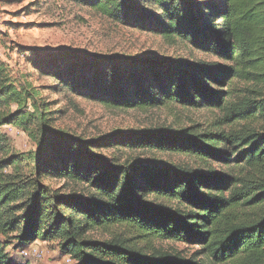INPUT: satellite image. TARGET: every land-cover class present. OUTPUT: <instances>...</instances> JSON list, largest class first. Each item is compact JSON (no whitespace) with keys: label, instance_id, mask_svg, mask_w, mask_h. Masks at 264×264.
<instances>
[{"label":"trees","instance_id":"obj_1","mask_svg":"<svg viewBox=\"0 0 264 264\" xmlns=\"http://www.w3.org/2000/svg\"><path fill=\"white\" fill-rule=\"evenodd\" d=\"M75 1L227 64L63 50L57 57L62 64L46 71L64 89L117 109L220 107L223 124L238 125L217 132L143 130L110 135L98 146L170 151L223 163L228 171L197 172L156 160L110 162L92 154L89 143L44 128L35 137V154L0 160V235L24 245L57 241L75 264H264V0ZM5 79L0 69V105L15 95ZM237 82L246 86L239 89ZM243 91L261 99L254 104ZM8 163L34 171L6 174ZM44 176L79 189L61 192L43 184ZM97 229L126 230L142 244L122 232L85 238ZM155 240L198 244L205 260L157 248ZM0 264H19L1 241Z\"/></svg>","mask_w":264,"mask_h":264},{"label":"rangeland","instance_id":"obj_2","mask_svg":"<svg viewBox=\"0 0 264 264\" xmlns=\"http://www.w3.org/2000/svg\"><path fill=\"white\" fill-rule=\"evenodd\" d=\"M63 50L110 58H148L156 62L202 61L213 68L227 64L222 58L205 53L187 42L168 41L152 31L124 25L79 1L0 0V69L6 78L5 84L15 92L14 96L0 105L1 161L9 162L11 158L35 154L38 150L35 137L45 128L49 132H62L89 143L92 154L110 162L122 163L128 158L156 160L166 165L191 167L197 172L214 170L223 174L228 171V166L223 163L213 160L205 162L170 151L130 149L123 145L98 146L110 135H128L143 130L161 129L179 133L183 128L193 127L197 132H217L238 125L223 124V109L220 107L171 104L147 109H117L77 96L64 89L46 71L48 65L62 64L57 57ZM236 84L239 89L246 86L245 83ZM29 93L33 94V99ZM242 94L254 104L261 99L256 93L243 91ZM261 123L260 120L257 126ZM23 164L14 167L8 163L4 173L18 170L23 176H28L34 171ZM40 180L64 193L79 189L61 179L44 176ZM114 232H122L132 243L142 244L122 229L112 232L91 230L85 234V238L105 240ZM0 241L8 257L19 264H75L74 259L60 251L57 241L37 239L24 245L19 244L14 237L1 235ZM31 245L37 247L42 257L23 255L22 252ZM152 245L178 251L185 258L194 255L198 260H205L198 244L155 240Z\"/></svg>","mask_w":264,"mask_h":264},{"label":"built area","instance_id":"obj_3","mask_svg":"<svg viewBox=\"0 0 264 264\" xmlns=\"http://www.w3.org/2000/svg\"><path fill=\"white\" fill-rule=\"evenodd\" d=\"M24 256H28V255H33L36 257H42L41 252L37 249L36 246H29V248L27 250H24V252H22Z\"/></svg>","mask_w":264,"mask_h":264}]
</instances>
